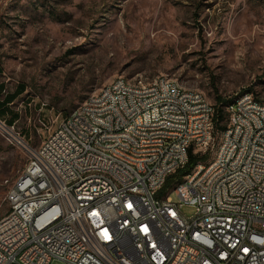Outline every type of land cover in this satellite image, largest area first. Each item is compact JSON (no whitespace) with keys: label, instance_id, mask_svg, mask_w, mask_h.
<instances>
[{"label":"built area","instance_id":"obj_1","mask_svg":"<svg viewBox=\"0 0 264 264\" xmlns=\"http://www.w3.org/2000/svg\"><path fill=\"white\" fill-rule=\"evenodd\" d=\"M224 113L219 130L203 94L164 77L89 96L28 152L0 220V264H264V102ZM217 131L225 148L211 161ZM190 155L201 161L174 180L176 201L164 187Z\"/></svg>","mask_w":264,"mask_h":264},{"label":"rangeland","instance_id":"obj_2","mask_svg":"<svg viewBox=\"0 0 264 264\" xmlns=\"http://www.w3.org/2000/svg\"><path fill=\"white\" fill-rule=\"evenodd\" d=\"M0 68L6 93L25 89L0 119L1 220L28 152L117 78L264 102V0H0Z\"/></svg>","mask_w":264,"mask_h":264},{"label":"trees","instance_id":"obj_3","mask_svg":"<svg viewBox=\"0 0 264 264\" xmlns=\"http://www.w3.org/2000/svg\"><path fill=\"white\" fill-rule=\"evenodd\" d=\"M1 72L2 70L0 68V74ZM5 90H6L5 86L0 85V119L10 114L11 118L9 120H6L5 124L9 127H12L14 126L15 122L19 119V115L11 110V106L21 95H23L25 89L24 87L19 85L13 93H6ZM232 102L228 100H224L219 96L216 97V102L214 107L216 110L215 119H216L217 129L223 130L225 128L224 108L227 107ZM202 160L205 159L202 158ZM199 161H201V158H199L198 156L190 155L187 165L183 169L179 170L177 174H175L174 176L170 177L167 180L164 190L170 188L174 183L175 179H180L183 176L187 175L189 172H191Z\"/></svg>","mask_w":264,"mask_h":264},{"label":"bare ground","instance_id":"obj_4","mask_svg":"<svg viewBox=\"0 0 264 264\" xmlns=\"http://www.w3.org/2000/svg\"><path fill=\"white\" fill-rule=\"evenodd\" d=\"M151 81H144L140 80V84H149ZM177 86H180L178 83L175 82ZM185 94H200L199 92L190 91L184 89ZM254 98V96L251 93H244L240 97H238L233 103L229 104L226 108H235L239 107L242 103L248 101L249 99ZM206 106H213L208 100L206 99ZM214 132H206V140L207 141H213L214 139ZM225 140H226V132H221L220 142L218 147L216 148L215 152L213 153L211 157V161H219L220 154L222 153V149L225 148ZM176 194V186H171L169 188V194ZM223 217L224 218H232V209H223ZM60 262L63 264H72V259H60Z\"/></svg>","mask_w":264,"mask_h":264}]
</instances>
